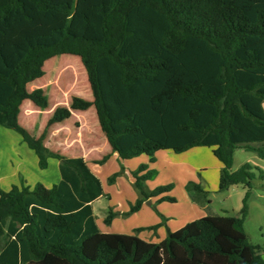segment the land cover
<instances>
[{"label": "trees", "instance_id": "16d2710c", "mask_svg": "<svg viewBox=\"0 0 264 264\" xmlns=\"http://www.w3.org/2000/svg\"><path fill=\"white\" fill-rule=\"evenodd\" d=\"M62 55L80 58L93 100L74 96L69 106L56 107L37 137L19 123L21 106L30 100L45 111L49 97L27 86L45 76L48 60ZM73 74L78 76L77 69ZM91 107L121 159L209 147L223 165L225 187H246L241 215L230 218L244 239L225 236L230 251L221 242L219 219L171 231L158 213L162 222L137 232L166 226L170 259L171 244H177L189 264H208L192 262L195 252L226 257L228 264H264V246L251 243L245 229L253 181L264 182V171L254 173L249 163L232 171L236 150L264 158V0H0V127L22 137L41 170L56 159L61 175L50 188L40 182L33 188L13 185L8 192L0 187V264L52 256L67 264H148L155 257L151 248L138 258L137 241L129 249L122 241L115 246L99 238L92 203L105 195L101 180L84 158L45 146L52 126ZM154 174L146 164L132 172L140 198L125 217L154 197L176 203L164 195L172 185L147 190ZM194 189L197 200L207 199L202 185ZM118 215L110 208L104 223L111 225Z\"/></svg>", "mask_w": 264, "mask_h": 264}, {"label": "rangeland", "instance_id": "374dc122", "mask_svg": "<svg viewBox=\"0 0 264 264\" xmlns=\"http://www.w3.org/2000/svg\"><path fill=\"white\" fill-rule=\"evenodd\" d=\"M67 66H71L72 70L65 71ZM76 69L78 76L73 74V70ZM44 70L45 76L32 82L30 86L46 91L49 97V107L45 111L25 114L26 109L36 107L32 101L27 102L23 106V118L21 120V125L37 137L43 133L46 127L45 124L49 116L48 110L58 106H69L74 96L93 100L88 75L79 57L73 55L55 57L45 63ZM79 122L82 124V129ZM62 126H66L60 131L62 135L55 138L50 136L52 128L49 129L45 138L49 140L48 145H46L49 149L67 157H78L81 156L78 152H81L82 149L88 151L98 148L93 151L92 155L90 154V162L94 165L93 169L98 172L105 192L109 194H105L93 204L97 223L103 234L99 238L106 237L115 246L122 241L129 249H131L133 242L137 241L138 258L149 249L156 248L155 257L148 264L187 263L185 250L177 244L175 246L171 244L174 259H170L166 250L168 226H162V233L160 234H153V230L136 231L139 228L154 226V221L157 218L158 220L161 219L158 213L163 216H174L168 227L171 231H176L195 219H208V215L222 216L217 223L222 229L221 242L227 251L231 250L232 245L225 239V236L244 239L242 234L234 230L230 218L241 215L240 211L243 207L246 187L244 185L225 187L223 184V165L213 155L212 148L197 147L181 154L173 151H160L156 153L157 157L154 163L147 155H141L130 160L111 161L99 171L96 169L97 165H104L107 161L98 164V161L93 163V160L98 157L103 159L107 151L106 141L101 136L99 138L96 135L103 133L99 127L94 107L87 111H77ZM14 155L17 156V159L13 158ZM145 161L148 162L150 170H155L153 177L145 183L147 190L172 185V190L164 195L174 197L176 203L160 202L161 196L154 197L152 199L155 202L152 204V199H148L142 212L138 211L123 217L122 214L129 212L131 207L136 204L140 193L134 185L135 179L132 172H128L127 175L120 173L112 184H110V178L121 171L120 163L128 169H134L135 166L138 169ZM245 163L264 167V158L243 149L237 150L234 155L232 170H238ZM2 176L3 181L0 182V187L7 192L11 190L13 185L24 183L33 186L37 182L43 183V178H52L53 176L61 178L59 163L56 159H50L48 169L41 170L37 155L23 142L22 137L13 130L0 127V177ZM253 183L251 197L248 201L249 215L245 220V229L251 243L264 246V182L256 179ZM189 184H200L209 192L206 200L207 208H202L199 201L190 194L187 188ZM202 199L204 198L202 197ZM208 200H210L209 204ZM110 207H116L121 216L116 217L111 225H106L104 219L107 217ZM95 242L96 240H92L87 244L88 254H92ZM200 254L205 255L198 253V256ZM244 256H249V252H245ZM209 262L218 264L214 260H208ZM29 264L67 263L52 256L51 260L48 258L43 262H31ZM221 264L226 263L222 261Z\"/></svg>", "mask_w": 264, "mask_h": 264}, {"label": "crops", "instance_id": "0c3cea01", "mask_svg": "<svg viewBox=\"0 0 264 264\" xmlns=\"http://www.w3.org/2000/svg\"><path fill=\"white\" fill-rule=\"evenodd\" d=\"M84 70H85V72H86V69H85V67H84ZM31 84V83H30ZM30 84H28V86H27V89H28V91L29 92H32V91H34L35 89H37V87H33L32 85L30 86ZM27 102H30V100H25L24 102H23V104H22V106H21V112H20V115H19V123L21 124V120H22V118H23V106H24V104H26ZM32 105V104H31ZM92 108V107H91ZM90 108V109H91ZM47 110V109H46ZM53 111H54V109H51V110H48L47 111V113H48V119L47 120H49V118L52 116V114H53ZM31 112H40V110H39V108L36 106L35 108H33V109H26L25 110V114L26 113H31ZM77 111H73V113L75 114ZM72 113V117L74 116V114ZM71 117V118H72ZM70 118V119H71ZM69 120V119H68ZM68 120H66L65 122H63V123H60V124H56V125H54V126H52L51 128H52V131H51V134H50V136H52L53 138H55V137H59V135H62L61 133H60V131L62 130V128H66V126H62V125H64ZM48 122V121H47ZM99 122V121H98ZM80 124H81V122H79ZM47 124V123H46ZM46 124H45V126H46ZM99 127H100V124H99ZM81 129H82V124H81ZM101 129V128H100ZM102 131V130H101ZM58 133H60V134H58ZM77 133V132H76ZM103 133V132H102ZM97 135V137H99L100 138V136L106 141V151H107V154L106 155H110V158L107 160V162L104 164V165H97L98 167L96 168V169H98L99 171H100V169H102V167L103 166H105L106 164H108L109 162H111V161H117V162H120L121 161V158L119 157V155L117 154V153H113L110 149V146H109V144H108V141H107V139H106V137H105V135L104 134H96ZM40 136V135H39ZM48 142H49V140L48 139H45V146L46 145H48ZM47 147V146H46ZM95 149H98L97 147L96 148H94V150ZM51 150V149H50ZM92 150V151H91ZM89 149L88 151L87 150H83L82 149V151L81 152H78V154H81V156H78V157H72V156H68V158H79V157H81V158H84V160L87 162V164L89 165V167L91 168V170L93 171V173L96 175V176H98V172H96L93 168H94V165H92V163L90 162V154L92 155V153H93V149ZM52 151H54V150H52ZM100 151H102V148H100ZM237 151V150H236ZM236 151L234 152V154H233V162H232V165L234 164V155H235V153H236ZM246 151H248V150H246ZM54 152H57V151H54ZM250 152V151H249ZM57 153H59V152H57ZM60 154V153H59ZM61 155H63V154H61ZM63 156H65V155H63ZM67 157V156H66ZM156 157H157V155H154L153 157H148V158H150V159H152V158H154V159H156ZM13 158H15V159H17V156H13ZM100 160H102V158L101 157H98L97 159H95V160H93V163L94 162H97V161H100ZM22 162V161H21ZM59 163V162H58ZM142 164H146V165H148V162L147 161H145V163H142ZM245 164H247V163H245ZM245 164H243V165H245ZM250 164V163H249ZM120 165H121V168H120V170H122L123 169V174H125V175H127V173L129 172V173H131V172H133V171H136L137 170V166H135V167H133L134 169H128L124 164H122V163H120ZM243 165H241V167L243 166ZM252 167H253V172L254 173H259V171L256 169V168H258V169H260V170H262V171H264V167H261V166H258V165H256V164H250ZM149 166V165H148ZM233 167V166H232ZM240 167V168H241ZM149 168H150V166H149ZM239 168V169H240ZM47 170V169H46ZM233 171V170H232ZM237 171V170H236ZM60 177H61V175H60ZM99 177V176H98ZM60 179L61 178H59L58 176H53L52 178H43V181L44 182H46V183H44L43 182V184L46 186V187H48V188H50V187H52L54 184H56V183H58L59 181H60ZM99 179H100V177H99ZM45 180H47V181H45ZM101 180V179H100ZM3 181V176L2 177H0V182H2ZM101 182H102V180H101ZM38 183V182H37ZM40 183H42V182H40ZM112 183H114V182H111L110 184H112ZM36 184V183H35ZM34 184V185H35ZM223 184H224V182H223ZM27 186H28V184H26ZM33 185V186H34ZM102 185H103V182H102ZM33 186H30L31 188H33ZM224 186V185H223ZM103 188H104V185H103ZM187 188H188V190L190 191V194L193 196V197H195L196 198V194H195V189H194V185H192V184H189L188 186H187ZM205 190V189H204ZM206 191V190H205ZM208 192V191H207ZM104 193L105 194H108V193H106L105 192V189H104ZM109 195V194H108ZM140 198V197H139ZM138 198V199H139ZM152 199V198H151ZM197 200V199H196ZM207 200V199H206ZM206 200H204V201H200V200H197V201H199V203H200V205H201V207L202 208H207V205H206ZM97 201V200H96ZM147 201V200H146ZM146 201L143 203V206H142V208L140 209V211L142 212L143 210H144V206L146 205L145 203H146ZM155 201H154V199H152V204L154 203ZM209 202H210V200H208V204H209ZM93 204H94V202L92 203V206H93ZM111 209H113L115 212H117L118 213V210L116 209V207H110ZM93 211H94V206H93ZM120 214V213H119ZM124 214V213H123ZM122 214V216L124 217V215ZM94 215H95V213H94ZM118 216H121V215H118ZM117 216V217H118ZM164 218H165V223H166V226H170V224H171V221H172V219L174 218V216L173 215H171V216H165L164 215ZM207 218H214L215 220L216 219H221L222 218V216H220V215H216V216H209L208 215V217ZM199 219H202V218H199ZM199 219H195L193 222H191V223H188V224H193L195 221H197V220H199ZM155 223V225H157V224H159L160 222H162V219H159L158 220V218L156 219V221H154ZM112 223H113V221H112ZM111 223V224H112ZM98 224V223H97ZM99 226V225H98ZM147 226V225H146ZM186 226V225H185ZM184 227V226H183ZM100 228V227H99ZM163 227H160L156 232L154 231V233L153 234H160V233H162L161 232V229H162ZM182 228V227H181ZM181 228H179V229H181ZM178 229V230H179ZM171 230V229H170ZM100 231H101V229H100ZM143 233V232H142ZM113 234H121V233H113ZM101 235H103L102 234V231H101ZM198 253L199 252H195V256H194V260L192 261V262H206V263H208V260H214V261H216L218 264H221L222 263V261H224L226 264H228L227 263V259H226V257H222V256H216V255H212V256H207V255H199L198 256ZM246 259H248V258H246ZM208 264H215V263H213V262H209Z\"/></svg>", "mask_w": 264, "mask_h": 264}]
</instances>
